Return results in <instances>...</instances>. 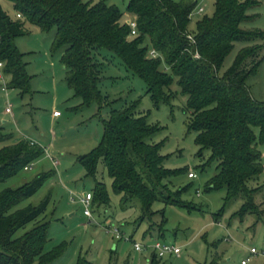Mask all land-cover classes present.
<instances>
[{"label":"trees","instance_id":"16d2710c","mask_svg":"<svg viewBox=\"0 0 264 264\" xmlns=\"http://www.w3.org/2000/svg\"><path fill=\"white\" fill-rule=\"evenodd\" d=\"M9 1L13 2L17 19L0 4V63L3 73L11 77L10 87L23 93L30 89L24 54L14 42L28 32L27 23L44 31L56 28L53 48H64L66 80L86 104L107 102L108 96L101 90L106 65L97 60L106 58L105 51L117 55L128 70L144 80L156 106L176 96L171 87L177 77L182 93L188 96L190 128L198 133L200 151H211L207 164L218 162V172L209 179L206 190L226 188V203L241 194L249 196L248 181L264 172L260 149L264 145V103L252 97L247 85L249 76L257 71L256 55L261 46H245L223 75L219 71L236 41L262 35L241 27L248 18V7L258 0H216L214 13L197 22L195 33H191L189 25L197 1L129 0L127 11L135 16L138 25L134 36L130 24L122 21L121 9L106 0ZM196 52L199 58L194 56ZM137 105L111 109L104 120L100 145L80 156L87 175L96 177L102 161L123 201H141V219L152 218L155 201L197 209L183 198L191 185L174 189L169 180L185 171L189 178H195L189 176L192 170L164 166L162 143L148 140L160 126L150 122L148 114L138 112ZM13 139L14 135L0 126V184L27 170L45 151L28 138ZM53 175L52 170L41 172L19 187L0 191V264H49L61 256L60 246L44 251L49 238L46 212L51 195L37 204L20 207ZM92 195V204H107L110 200L102 181L96 182ZM250 212L251 204L244 203L238 214L243 217ZM148 247L155 250L153 245ZM159 258L163 257L156 252L150 264H160ZM76 264L96 263L79 257Z\"/></svg>","mask_w":264,"mask_h":264},{"label":"rangeland","instance_id":"374dc122","mask_svg":"<svg viewBox=\"0 0 264 264\" xmlns=\"http://www.w3.org/2000/svg\"><path fill=\"white\" fill-rule=\"evenodd\" d=\"M106 1L121 9L124 23L135 19L127 11L129 0ZM194 1L197 8L191 16V33L197 31V22L203 16L214 13L216 2ZM0 4L17 19L13 2L0 0ZM199 7L203 12H198ZM247 15L241 27L262 35L236 41L219 74L223 75L232 66L242 48L261 46L256 55L257 71L249 76L247 85L252 97L264 103V0L248 7ZM27 29L14 42L24 54L31 78L30 89L23 93L19 88L10 87V75L0 70L4 74V80L0 79V126L14 135L13 141L28 138L45 151L29 169L2 182L0 191L19 187L41 172L54 171L34 196L20 204V207L37 204L51 195L46 212L50 220L49 238L44 251L60 246L63 252L49 264H76L79 257L96 264H149L156 252L148 246L156 240L180 248L179 254L169 253L159 258L160 264H242L249 256L248 264H264V172L248 181L249 196L241 194L228 203L226 188L206 190L209 179L218 172V162L207 164L211 151H200L201 146L196 142L198 133L190 128L188 96L182 93L177 77L171 87L176 96L169 103L156 106L144 80L128 70L117 55L105 51L106 58L97 60L106 65L101 90L108 96L107 102L99 105L95 100L86 104L66 80L64 48H53L56 28L44 31L38 25L27 23ZM131 103H137V111L148 114L149 121L160 126L148 140L162 143L161 153L166 156L164 166L197 173L195 178H189L185 171L169 179L174 189L191 185L183 198L197 205V209L155 201L152 218L141 219V201H123L102 161L96 177L87 175L80 156L100 145L105 132L104 120L111 109ZM7 107L11 112H7ZM55 111L61 116L55 117ZM260 149L264 154V145ZM97 181L106 184L110 200L107 204L93 203L90 207L93 217L88 218L81 199L87 192L93 194ZM244 203L251 204L253 212L241 217L238 212ZM135 243L146 248L138 251ZM254 247L259 253L252 255Z\"/></svg>","mask_w":264,"mask_h":264},{"label":"built area","instance_id":"2783aa9c","mask_svg":"<svg viewBox=\"0 0 264 264\" xmlns=\"http://www.w3.org/2000/svg\"><path fill=\"white\" fill-rule=\"evenodd\" d=\"M203 8L202 7H199L198 8V12H203ZM132 28V33H131V36H134L137 34V21L136 19L134 20H131L130 22H128ZM189 38L195 42V39L192 35L189 36ZM151 54L153 56H157V52L156 51H152ZM195 57L199 58L200 57V54L198 52H196L194 54ZM3 68V63H0V70ZM0 79L4 80V74L0 71ZM7 112H11V108L10 107H7ZM54 114L57 116V115H60V112L59 111H55ZM31 167V165L27 166L26 169H29ZM190 177H196V173H194L193 171L190 172L189 174ZM92 199H93V195L92 193L90 192H87L85 193L83 196H82V202L84 204V213L86 216H88V218H92L93 217V213L90 209L91 205H92ZM92 221V220H90ZM110 231V229H109ZM116 235L117 237L120 236L119 232L116 230ZM146 247V246H145ZM145 247H143V245L139 244V243H135V249L138 250V251H141L143 250ZM153 247L155 248V251L157 252L158 256L159 257H164L166 254H179L180 253V248L178 247H175L173 245H169V244H166V243H162V242H159L157 241L155 244H153ZM258 250L257 248H252L251 249V254L254 255V254H258ZM262 253L264 254V250L262 251ZM251 260V256L247 257V259H244L242 261V264H248V262Z\"/></svg>","mask_w":264,"mask_h":264},{"label":"crops","instance_id":"0c3cea01","mask_svg":"<svg viewBox=\"0 0 264 264\" xmlns=\"http://www.w3.org/2000/svg\"><path fill=\"white\" fill-rule=\"evenodd\" d=\"M135 19H136V18H135ZM64 68H65V67H64ZM10 78H11V77H10ZM54 116H55V117H59V116H61V113H60V115H57V116L54 114ZM149 264H150V261H149Z\"/></svg>","mask_w":264,"mask_h":264}]
</instances>
